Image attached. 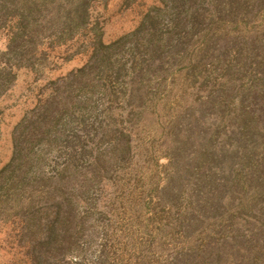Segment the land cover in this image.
<instances>
[{"label": "rangeland", "instance_id": "1", "mask_svg": "<svg viewBox=\"0 0 264 264\" xmlns=\"http://www.w3.org/2000/svg\"><path fill=\"white\" fill-rule=\"evenodd\" d=\"M0 264H264V0H0Z\"/></svg>", "mask_w": 264, "mask_h": 264}]
</instances>
